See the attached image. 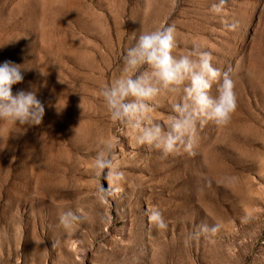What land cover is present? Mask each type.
<instances>
[{"label":"rangeland","instance_id":"374dc122","mask_svg":"<svg viewBox=\"0 0 264 264\" xmlns=\"http://www.w3.org/2000/svg\"><path fill=\"white\" fill-rule=\"evenodd\" d=\"M213 2L0 0V65H20L13 93L36 88L45 106L40 125L0 121V264H264V0H228L224 17ZM171 24L176 54L195 43L235 69L237 108L199 130L194 155L162 158L112 119L100 92L120 75L133 32ZM179 99L162 89L154 120ZM101 152L125 174L107 198ZM152 207L166 230L149 223ZM69 208L84 219L67 229ZM216 221L215 236H194Z\"/></svg>","mask_w":264,"mask_h":264},{"label":"clouds","instance_id":"9594fccd","mask_svg":"<svg viewBox=\"0 0 264 264\" xmlns=\"http://www.w3.org/2000/svg\"><path fill=\"white\" fill-rule=\"evenodd\" d=\"M227 3L228 0H214L209 11L224 17ZM222 23L230 30L238 27V22L229 24L222 19ZM176 33L175 24L150 31L142 27L138 35L133 32L135 43L126 49L120 75L100 92L112 119L132 131L137 145L159 151L162 158L194 155L200 142L199 130L209 122L227 124L237 108L235 69L215 67L212 53L195 43L186 52L176 54ZM23 80L20 65L11 61L0 65V121L29 127L40 125L45 106L38 99V89L20 90L15 94L12 91L13 85ZM213 85H216L215 97L211 95ZM162 89L180 99L171 105L165 121L156 122L151 113L157 107L154 101ZM58 104L59 100L56 105L59 113L62 110ZM106 146L111 152V144ZM95 166L100 170L98 174L107 181L108 187L101 184L99 189L101 197L107 198L112 195L113 185L123 181L125 174L113 156L105 158L103 152L96 154ZM235 180V177L230 178V182ZM148 211L151 225L157 230L168 228V221L159 207ZM83 219L79 209L69 208L59 216L60 224L67 229ZM222 227L220 221L211 226L205 223L194 236L209 238L219 233ZM53 246H56L55 242Z\"/></svg>","mask_w":264,"mask_h":264}]
</instances>
